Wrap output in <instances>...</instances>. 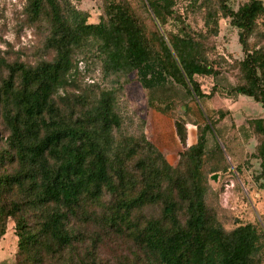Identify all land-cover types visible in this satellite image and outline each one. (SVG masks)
<instances>
[{
  "label": "trees",
  "instance_id": "obj_1",
  "mask_svg": "<svg viewBox=\"0 0 264 264\" xmlns=\"http://www.w3.org/2000/svg\"><path fill=\"white\" fill-rule=\"evenodd\" d=\"M148 2L160 19V4ZM227 2L221 0L223 15L240 29L246 54L241 62L243 82L232 87V92L252 97L264 108V49L249 48V38L264 15V1L249 0L237 11ZM28 3L33 17H47L49 45L56 57L37 67H12L0 86V126L5 131L0 134V242L12 219L18 247L16 264H105L98 247L88 245L81 233L78 236L72 219L82 217L86 205H96L105 190H119L113 173L123 184V162L116 164L111 156L114 130L122 126V117L116 111L113 90L103 91L81 112L70 99L58 100L60 89L68 83L76 50L95 41L108 72L136 70L149 89L172 78L198 98L212 96L216 88L215 84L205 93L199 78L219 73L197 52L192 38H177L169 46L165 36L158 35L160 47L153 45L124 3H110L99 23H88L87 13L73 7L64 9L58 0ZM209 18L213 21L211 15ZM213 23L218 34L219 23L215 19ZM252 124L262 136L258 157L264 177V118ZM176 128L185 143V124L177 122ZM205 149L204 137L189 148L187 156L194 159L196 169ZM150 150L155 152L153 146ZM163 163L167 169L162 175L168 183L176 181L179 197L169 186L163 199L164 181L155 175L138 197L121 201L128 214L139 204L165 201L162 219L148 222L142 231L155 264H261L264 232L251 223L226 231L210 218L203 187L188 179H173L176 169ZM140 170H144L142 166ZM180 210H184V219ZM117 219L123 220L113 211V227Z\"/></svg>",
  "mask_w": 264,
  "mask_h": 264
},
{
  "label": "rangeland",
  "instance_id": "obj_2",
  "mask_svg": "<svg viewBox=\"0 0 264 264\" xmlns=\"http://www.w3.org/2000/svg\"><path fill=\"white\" fill-rule=\"evenodd\" d=\"M58 1L64 9L73 7L87 13L88 23H99L110 3H124L153 45L160 47L158 35H164L169 46L177 38H192L197 52L219 73L217 77L199 78L205 93H210L215 84L216 88L212 96L198 98L172 78L149 89L143 86L136 70L127 74L108 72L95 41L76 50L68 83L57 98L70 99V104L81 112L103 91L116 93V111L122 117V126L114 130L115 151L111 156L116 164L123 162L125 172L122 185L113 173L119 187L116 193L105 190L96 205H86L82 217L72 219L78 236L81 233L88 245L98 247V256L105 264H155L142 231L148 222L162 219L167 187H173L174 195L179 197L176 181L174 185L172 181L168 183L169 179L162 175L167 169L164 161L176 169L173 179H188L203 187L210 218L226 231L251 223L264 232V177L258 157L262 136L252 124L264 118V108L254 98L232 92V87L243 82L241 62L246 54L240 29L224 17L221 0H155L161 7L160 19L148 0ZM248 1L228 0L227 5L237 11ZM28 6V0H0V86L9 78L12 67H37L56 57L49 45L51 27L47 17L36 19ZM210 15L219 23L218 34L214 33ZM249 48L264 49V15L249 38ZM177 122L185 124V143L178 135ZM0 134L5 135L1 126ZM201 137L206 140V149L196 169L194 159L187 153ZM155 175L164 181L163 199L139 204L131 214L126 213L122 202L138 197ZM113 211L123 218L117 219L114 227ZM180 213L184 219V210ZM17 251L15 223L11 219L0 245V264H16Z\"/></svg>",
  "mask_w": 264,
  "mask_h": 264
},
{
  "label": "crops",
  "instance_id": "obj_3",
  "mask_svg": "<svg viewBox=\"0 0 264 264\" xmlns=\"http://www.w3.org/2000/svg\"><path fill=\"white\" fill-rule=\"evenodd\" d=\"M4 241V239L0 242V245H2V242Z\"/></svg>",
  "mask_w": 264,
  "mask_h": 264
},
{
  "label": "water",
  "instance_id": "obj_4",
  "mask_svg": "<svg viewBox=\"0 0 264 264\" xmlns=\"http://www.w3.org/2000/svg\"><path fill=\"white\" fill-rule=\"evenodd\" d=\"M216 178V177H215Z\"/></svg>",
  "mask_w": 264,
  "mask_h": 264
}]
</instances>
